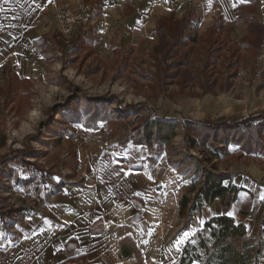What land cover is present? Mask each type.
Masks as SVG:
<instances>
[{"label":"crops","instance_id":"0c3cea01","mask_svg":"<svg viewBox=\"0 0 264 264\" xmlns=\"http://www.w3.org/2000/svg\"><path fill=\"white\" fill-rule=\"evenodd\" d=\"M79 1L90 4L93 12V25L85 35L94 39L96 52L109 54L151 47L161 18H181L189 8L192 18L198 14L200 24L210 27L219 15L234 20L239 5L250 0H0V71L10 64L19 76L29 78L43 69L40 40L60 34L53 20L56 3L74 6ZM256 5L264 24V0ZM239 25L245 29L240 22L232 32ZM232 32L230 39L236 41L246 29L236 39ZM98 134L99 129L76 130L71 144L75 176L48 188L17 218L0 242V264H180L186 242L204 225L199 221L221 213L215 198L182 228L179 201L190 193L192 171L171 164L155 146L131 142L117 149ZM230 173L232 184L241 190L229 213L245 225L247 238L259 239L260 250L251 264H264V168L249 164ZM185 232L190 235L178 250L175 241Z\"/></svg>","mask_w":264,"mask_h":264},{"label":"rangeland","instance_id":"374dc122","mask_svg":"<svg viewBox=\"0 0 264 264\" xmlns=\"http://www.w3.org/2000/svg\"><path fill=\"white\" fill-rule=\"evenodd\" d=\"M199 19L194 14L190 33L203 35L209 28L208 22L200 24ZM244 30V25L236 27L232 39ZM61 41L62 45L54 43L48 48L46 65L30 74L28 83L19 79L6 83L4 77L8 76L0 71V242H5L17 218L48 188L75 176L76 150L71 144L77 129H99V137L109 147L119 149L134 142L133 130L147 116L177 119L175 137L158 149L164 150L171 164H184V172L192 171V176L196 160L190 158L206 160L211 147L190 146L184 134L196 137L184 126L185 119L235 121L249 113H264V84H260L264 45L255 62L251 58L244 64L240 59L241 64L231 65L234 58H229L230 51L226 50L225 55H219L223 62L219 66L200 69L201 76L217 71L213 75L217 79L214 89L204 91L197 81L178 84L176 78L168 77L166 73L177 68L165 66L171 59L153 61L149 44L132 47L130 52L100 54L80 43V49L70 54L73 41L66 44L63 37ZM191 49L193 60L203 55L200 44L191 45ZM179 55L174 60L181 58ZM178 69L182 74L185 67ZM150 146L157 148L155 143ZM262 160L264 157L246 154L237 145H226L220 157L201 164L215 163L218 171L231 172L249 164L264 168Z\"/></svg>","mask_w":264,"mask_h":264},{"label":"trees","instance_id":"16d2710c","mask_svg":"<svg viewBox=\"0 0 264 264\" xmlns=\"http://www.w3.org/2000/svg\"><path fill=\"white\" fill-rule=\"evenodd\" d=\"M192 14V10L188 8L181 18L174 16L161 18L155 28V43L151 45L149 56L153 58V61L172 60L168 61L165 66L177 69L171 74L166 73L168 77L176 78L178 84L183 81L194 84L198 82L199 88L207 91L214 89L213 84L217 83V79L213 75L217 71L207 72L204 76L198 74V71L223 63L221 62L222 56L219 55L221 53L225 55L224 51H230L228 57L234 58L231 65L233 63L238 65L240 59L244 61V64H248L251 58L253 62L257 61L256 57L264 37V24L259 19L256 0L240 4L237 17L232 21L225 20L221 15L217 16L214 24L203 35L196 32L187 34ZM240 22L245 23L246 32L233 41L230 39V33L232 28ZM40 42V49L46 60L49 58L48 48H52L54 43L62 45L61 36L58 33H54L51 39L43 37ZM93 42L94 39L90 34L87 36L85 34L78 35L70 45V54L76 52L81 46H89V50L94 52ZM80 43L81 46H79ZM199 44L203 49V55L195 58L199 61L196 63L189 54H192L193 51L191 45ZM188 47L190 48L186 51ZM130 49L119 50L130 52ZM178 54L181 58L174 60ZM156 66L158 65L156 64ZM178 66L185 67L182 74L179 73ZM1 71L3 76H8L4 77L6 83H10V80L13 83L16 79L23 81V84L29 81L26 77L19 76L14 66L10 64L4 66ZM13 73L17 78L14 79ZM261 78L260 84L263 85L264 68ZM176 126L177 119L171 120V118L157 115L147 116L133 130V140L147 146L155 143L157 148L163 149L175 137ZM184 126L196 137L191 139L187 134H184L183 138L189 141L191 147L198 146V144L205 147L208 144L211 151L206 160L195 156L190 158L196 162L194 175L191 178L190 193L184 194L179 201V214L185 220L182 228H187L192 215L195 212L199 213L204 205L215 198L220 201L221 213L210 216L202 228L186 242L180 264H191L195 261L200 264H251L259 253L260 242L256 238H247L245 225L242 222L236 223L235 219L229 215L232 203L237 200L241 189L232 184L231 173L218 171L215 163L205 166L201 162H212L220 157L224 153L226 145H237L246 154L252 153L264 157V115L250 114L243 119L220 122L211 119L187 118L184 120ZM218 148L221 152L218 151ZM195 175L199 182L195 180L197 179ZM25 183L27 181H22V184Z\"/></svg>","mask_w":264,"mask_h":264},{"label":"built area","instance_id":"2783aa9c","mask_svg":"<svg viewBox=\"0 0 264 264\" xmlns=\"http://www.w3.org/2000/svg\"><path fill=\"white\" fill-rule=\"evenodd\" d=\"M91 14V6L87 2L79 1L74 6L56 3L53 20L66 44H71L78 35L89 32L93 25Z\"/></svg>","mask_w":264,"mask_h":264},{"label":"snow or ice","instance_id":"6c2138e0","mask_svg":"<svg viewBox=\"0 0 264 264\" xmlns=\"http://www.w3.org/2000/svg\"><path fill=\"white\" fill-rule=\"evenodd\" d=\"M232 6L235 7V4H233ZM137 195H139V193H137ZM261 199H264V195L261 196ZM229 215H231V213H229ZM199 223H200V225L202 226V225L204 224V221H203V220H200ZM189 235H190L189 232H185L181 238H179V239H177V240L175 241V244H176L178 250H179V246L182 245V244L184 243V240H185Z\"/></svg>","mask_w":264,"mask_h":264}]
</instances>
